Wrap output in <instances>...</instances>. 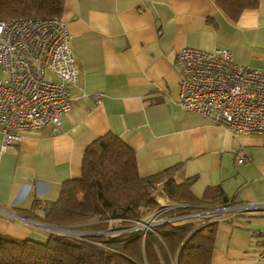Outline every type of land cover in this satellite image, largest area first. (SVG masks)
<instances>
[{"label":"crops","instance_id":"1","mask_svg":"<svg viewBox=\"0 0 264 264\" xmlns=\"http://www.w3.org/2000/svg\"><path fill=\"white\" fill-rule=\"evenodd\" d=\"M59 17L78 71L71 106L59 130H26L0 148V234L45 241L46 224L23 209L56 199L62 183L80 175L86 147L110 132L134 151L140 176L171 169L176 183L192 179L196 197L242 205L215 217L209 264H256L264 249V134H232L181 109L175 57L181 47H225L236 63L264 68V0L236 20L213 0H64ZM240 148L246 158L236 162Z\"/></svg>","mask_w":264,"mask_h":264},{"label":"trees","instance_id":"2","mask_svg":"<svg viewBox=\"0 0 264 264\" xmlns=\"http://www.w3.org/2000/svg\"><path fill=\"white\" fill-rule=\"evenodd\" d=\"M213 1L232 20L258 4V0ZM63 5L64 0H0V19L60 16ZM170 173L166 169L140 176L135 153L124 141L110 132L99 136L84 151L80 175L65 180L56 199H35L23 209L25 217L48 226L97 234L79 238L49 232L45 241L0 234V264H209L214 219L197 224L187 218L145 232L101 233L113 224L127 227L143 220L159 207L157 195L179 204L166 215L228 202L221 193L220 202L198 198L189 187L192 179L176 183L167 177Z\"/></svg>","mask_w":264,"mask_h":264},{"label":"built area","instance_id":"3","mask_svg":"<svg viewBox=\"0 0 264 264\" xmlns=\"http://www.w3.org/2000/svg\"><path fill=\"white\" fill-rule=\"evenodd\" d=\"M175 61L180 75L175 102L181 109L209 117L232 134H264V68L236 63L225 47H181ZM0 69L1 150L18 144L23 131L46 125L59 130L63 114L70 109L69 88L75 85L78 73L65 22L59 16L0 19ZM245 158L244 149L235 152L236 162ZM156 199L159 207L143 220L127 227L113 224L101 233L153 231L166 222L195 216L215 220L220 212L242 208L233 204L197 206L184 214L166 215L179 204L170 202L166 195ZM51 228L79 238L97 234ZM256 264H264V249L259 251Z\"/></svg>","mask_w":264,"mask_h":264},{"label":"rangeland","instance_id":"4","mask_svg":"<svg viewBox=\"0 0 264 264\" xmlns=\"http://www.w3.org/2000/svg\"><path fill=\"white\" fill-rule=\"evenodd\" d=\"M167 177H169V175L167 176ZM166 177V178H167ZM163 196V195H162ZM168 198V197H167ZM169 199V198H168ZM158 201V200H157ZM159 203V202H158ZM187 218H183V219H181L180 221H185ZM190 219V218H189ZM41 223V222H40ZM43 225H45V224H43ZM45 227L50 231V232H56V233H60V234H65V233H62V232H58L57 230H55L54 228H51V226H46L45 225ZM53 227H55L56 228V226H53ZM57 228H59V227H57ZM61 228H64V227H61ZM88 233H94V232H91V231H89ZM66 235V234H65Z\"/></svg>","mask_w":264,"mask_h":264}]
</instances>
